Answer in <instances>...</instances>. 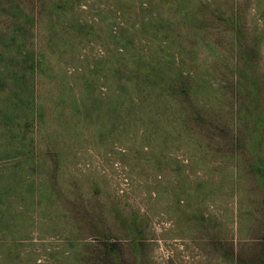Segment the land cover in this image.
<instances>
[{
  "label": "rangeland",
  "instance_id": "obj_1",
  "mask_svg": "<svg viewBox=\"0 0 264 264\" xmlns=\"http://www.w3.org/2000/svg\"><path fill=\"white\" fill-rule=\"evenodd\" d=\"M0 264H264V0H0Z\"/></svg>",
  "mask_w": 264,
  "mask_h": 264
},
{
  "label": "trees",
  "instance_id": "obj_2",
  "mask_svg": "<svg viewBox=\"0 0 264 264\" xmlns=\"http://www.w3.org/2000/svg\"><path fill=\"white\" fill-rule=\"evenodd\" d=\"M106 254H107V259L114 262L117 260L116 258V252H117V243L112 241V242H106Z\"/></svg>",
  "mask_w": 264,
  "mask_h": 264
}]
</instances>
